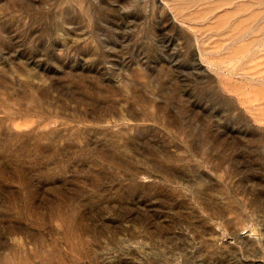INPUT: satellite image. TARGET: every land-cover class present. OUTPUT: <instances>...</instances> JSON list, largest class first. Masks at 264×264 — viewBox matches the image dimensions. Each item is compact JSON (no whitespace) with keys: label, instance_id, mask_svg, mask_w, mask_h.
I'll use <instances>...</instances> for the list:
<instances>
[{"label":"rangeland","instance_id":"obj_1","mask_svg":"<svg viewBox=\"0 0 264 264\" xmlns=\"http://www.w3.org/2000/svg\"><path fill=\"white\" fill-rule=\"evenodd\" d=\"M0 264H264V0H0Z\"/></svg>","mask_w":264,"mask_h":264}]
</instances>
